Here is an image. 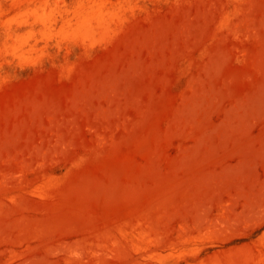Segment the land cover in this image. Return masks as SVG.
Masks as SVG:
<instances>
[{
    "label": "rangeland",
    "instance_id": "374dc122",
    "mask_svg": "<svg viewBox=\"0 0 264 264\" xmlns=\"http://www.w3.org/2000/svg\"><path fill=\"white\" fill-rule=\"evenodd\" d=\"M0 264H264V0H0Z\"/></svg>",
    "mask_w": 264,
    "mask_h": 264
}]
</instances>
